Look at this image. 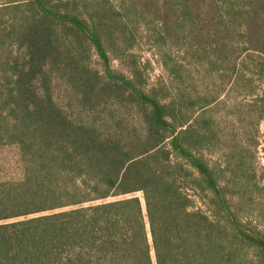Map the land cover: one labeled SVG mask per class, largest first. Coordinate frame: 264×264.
<instances>
[{"label": "trees", "instance_id": "obj_1", "mask_svg": "<svg viewBox=\"0 0 264 264\" xmlns=\"http://www.w3.org/2000/svg\"><path fill=\"white\" fill-rule=\"evenodd\" d=\"M259 88L264 0H0V264H264Z\"/></svg>", "mask_w": 264, "mask_h": 264}, {"label": "rangeland", "instance_id": "obj_2", "mask_svg": "<svg viewBox=\"0 0 264 264\" xmlns=\"http://www.w3.org/2000/svg\"><path fill=\"white\" fill-rule=\"evenodd\" d=\"M135 54L140 58L141 66L145 69V74L150 85L155 84L160 77L164 74L163 68L159 62V58L156 52L151 48V44L147 42L144 38L141 40L140 44L135 49ZM93 65L98 68V62L96 57L94 58ZM114 69H119L120 64L118 61L112 63ZM260 94L264 92L263 88H259ZM259 147H258V158L257 165L262 177V185L264 186V122L261 123L259 127ZM207 158L213 160L216 159V155L207 154ZM22 176L21 165L19 161L18 150L15 147L0 149V180H18ZM260 177V178H261ZM191 198L194 200V207L200 208L203 211H207L203 201L200 200L197 195L192 191H189ZM252 222L256 225L257 220L251 218Z\"/></svg>", "mask_w": 264, "mask_h": 264}]
</instances>
